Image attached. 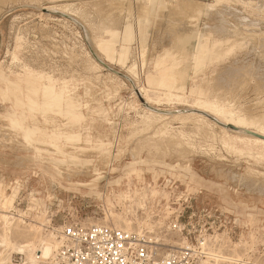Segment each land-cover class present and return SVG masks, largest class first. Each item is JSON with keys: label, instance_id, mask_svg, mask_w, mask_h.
Returning <instances> with one entry per match:
<instances>
[{"label": "rangeland", "instance_id": "obj_1", "mask_svg": "<svg viewBox=\"0 0 264 264\" xmlns=\"http://www.w3.org/2000/svg\"><path fill=\"white\" fill-rule=\"evenodd\" d=\"M111 1H0V131L2 134L6 132L5 127L1 126L7 124L16 132L14 142L12 136H8V133H6L8 139L6 141L0 136V185L4 186L3 192L8 204L14 207V210H0V213L6 215L7 234L14 244L17 241H24L31 236L33 237L32 234L28 233L27 227L19 222V219L26 223L34 221L37 224L49 221L46 225L59 228L70 219L81 218L85 222H102L110 226L118 223V225L123 226L122 228L128 229L127 227H130L131 230L152 232L162 238V243L165 241L167 244H174V242L179 241L178 233H174L167 227L174 220L172 218L175 217L172 216L173 213L182 210L184 204H188L192 200V205L206 204L208 207L219 209L225 214L223 219L226 227L222 226L220 229H215L213 233L206 235V237L211 236L206 251L207 257L211 256L213 251H216L222 260L220 264H264V195L256 196L257 192H253V186H251V193H249L250 191L247 192L248 188L238 187V183L235 182L238 180L239 175H243L246 171L244 163L246 157L244 156L239 157L236 161L234 155L231 156V154L223 151L227 159L220 160L214 154H209L206 151L202 152L199 149L198 152L189 153L183 157L175 156L172 160L166 157L165 163L160 165L143 164L140 166L130 163V159L126 155L125 158L127 159L121 161L119 169L115 173L111 174L109 171H105L93 177H91V174H86L87 176L82 174L71 177V180L53 174L50 170L52 166L45 163V157L58 156V154L50 155L46 153L44 150L46 146L57 149L61 145H78L83 143V139H81L83 136L86 137V144L91 148H95L101 137H105L104 143L109 147L113 148L114 145H117L119 139L115 136L116 134L107 131L109 127L107 119L109 122L115 115L116 128L119 125H124V121L119 119L123 111V109H120L121 106H125L124 103L129 102L133 97V84L126 78L128 69L136 63L135 71L140 77V81L143 80L144 83H146L147 74L163 73L165 69L168 60L166 55L170 52L168 46L171 45L170 40L172 38L171 34L167 32L169 26L165 19L167 15L164 14V20L161 19L162 22H159L156 26L154 21L155 12H153L149 17L150 22L147 26L141 27L144 32H140L139 28L135 29V38H133L128 26L124 23H119L115 28L109 27L110 32L102 31L101 25H108L109 20L113 17L116 18L117 16L120 17V14L121 16L125 14L122 10L125 9L123 8L125 1ZM169 1L172 2V0ZM203 1L207 2L209 7L213 6V0ZM223 1L233 6L225 13L227 21L234 24L238 21L233 14H230V11H232L235 15H246L249 20L250 18L256 19L260 21V24L252 28L243 27L244 31L242 29L241 33L236 32L228 37H222V40L216 35L208 34L205 38L208 45L206 52L199 59L200 68L201 70L206 69V72L210 73V77L218 76V73H223L231 65L230 68L248 66L245 69L250 72L257 71L260 68L261 71L259 69L257 73H254L255 80L264 72V0H247L246 4L240 0H236V2L232 0ZM130 2L134 4L136 0H130ZM64 4H72L75 8L84 10L83 13L89 16L93 25L95 24V30H90L94 42L84 40L86 32L81 27L82 25L69 23L65 27L59 20L45 21L39 18V14L51 13V17L62 19L63 16L58 12H47L44 8L50 5ZM259 5H261V8L258 9ZM163 13L168 14V10ZM206 15H208V12L205 11V15H201L196 22L200 28H203V31L206 29L211 30V28L204 26L205 22L208 21ZM180 19H183L185 23L191 21L188 14H184ZM218 19H220V16H215L214 13L211 14L209 25L214 24L213 26H215L219 21ZM75 30H79L82 36L72 35ZM19 32L23 33H21V37H18ZM114 34H120V41L118 35L115 36ZM252 39L263 41L262 46H255ZM96 42L105 49L108 55H115L117 48L121 50L122 46L119 45L122 42L127 43L129 51L126 54V61L123 62L124 67L120 63H112L104 58L100 62L103 65L102 71L99 72V74H105L110 69L111 72L119 74V78L127 86L120 88L117 96L113 95L109 100L102 99L103 105L110 106V108L101 111V119L93 121L91 117L86 122L72 120L76 124H82V128H77L76 134L67 139L62 136L64 130L54 131L48 126L44 113L47 114L48 112L54 116L62 115L63 111L66 110L76 113L75 107L64 106L62 95L63 90L73 87L72 81L76 79L80 85L79 94H82L83 89L81 87L85 84L95 89V91L93 90L94 93L98 92L95 93L97 97L106 94L104 86L101 85L103 88L99 87L95 81L94 83L82 82L81 78L84 74L80 64L71 62L70 57H72V54H69V57L64 52L65 48L69 50L70 46L76 43V50L80 51V47L84 46L83 48L90 53L97 54V45H94ZM196 49V38L188 37L184 40L183 45L171 50L176 62L190 69L184 82V92L191 96L196 95L200 81L198 77H195L194 69L192 70V60ZM158 53L165 62L159 68L151 62ZM14 56L18 58L16 63H13ZM143 61L148 62V69L143 66ZM168 63L171 64L170 61ZM257 67L259 68L257 69ZM259 72L261 73L259 74ZM192 77H194V80L191 79ZM248 79L249 81H247ZM48 80H53L56 89H60L61 98L56 102L50 101L47 105H44L41 96H39L40 91L31 94L29 88L34 89L35 84L42 81L48 83ZM97 82L102 84L101 80H97ZM246 82L243 85L244 88L240 87L241 91L239 89L236 91L241 99H239V102L242 105L251 106L252 110L255 111L264 110L261 105V108H258L259 105L254 106V108L252 106L264 96V93L256 97L253 91L255 82L249 77ZM14 85L22 87V92L12 93ZM245 88L247 91L243 90ZM202 94L205 95L207 92H202ZM241 94L242 97L245 96L244 99L241 98ZM29 99L34 104L30 103ZM163 106L169 107L170 105L164 103ZM177 106L180 109L183 107V105ZM133 114L131 113V115ZM62 119L66 121L69 116L62 115ZM51 123L56 124L57 117L52 119ZM126 133L127 130L124 129V134ZM216 146L218 149L221 148L220 145ZM78 148L82 150L90 149L87 146ZM126 154L128 153L126 152ZM249 160L252 162V159L249 158ZM260 164L262 166L257 165L255 167L258 171L264 173V162L260 161ZM221 168L224 172L230 171L235 174V178L229 179L224 174H218L217 171ZM252 196L259 198L254 201ZM108 209L115 216L110 215L108 218ZM140 227L141 229H139ZM48 232L49 229L46 226L43 227V235L47 236ZM7 254L6 258L9 262H4V264H21L28 257H31L30 253L22 255L16 254L12 250ZM207 260V258L204 260V264ZM38 264L44 263L38 262Z\"/></svg>", "mask_w": 264, "mask_h": 264}, {"label": "bare ground", "instance_id": "obj_2", "mask_svg": "<svg viewBox=\"0 0 264 264\" xmlns=\"http://www.w3.org/2000/svg\"><path fill=\"white\" fill-rule=\"evenodd\" d=\"M123 1H127L126 3L124 2L123 6L125 9H122L124 10L125 14L122 16L120 14L121 18L114 15L116 18L113 17L110 19V23L108 25L104 24L99 27L102 31L110 32L109 27L115 28L119 23H124L128 26L129 32L132 34L133 38H135V29L139 28L140 32H144L141 30V27L147 26V24L150 22L149 17L153 14V12H155L154 21L156 26H158L159 22H162L161 19L167 15L165 18L169 23L167 32L171 34L172 38L170 40L171 45L168 46L170 52L168 55H166L168 60L166 61L167 64L165 69L163 73L155 72L153 74H147L146 83H144L143 80L140 81V77L135 71L136 63L133 66L130 64L131 67L128 69L126 78L133 84V97L129 102L124 103L125 106H121L120 109H123V111L122 114L120 113L121 116L119 119L124 121V125H119L118 128H116V120L114 119L116 118L115 115L113 117L111 116L112 118L109 120V122L107 119L109 126L107 131L116 134L115 136L119 139V142L116 143L117 145H114L113 148H111L106 143H104L105 137H101L99 138L95 148H91L86 144V137L83 136L81 138L83 139V143H79L78 145H61V149H55L53 147L46 146L44 148L46 153L50 155L58 154L57 157L44 158L45 163L52 166V169H50L52 173L62 176L66 180H71V177L82 174H91V177H93L94 175H99L105 171H109L111 174L115 173L118 171L121 161L123 159H127L125 158L126 155H128L130 163L141 166L143 164L160 165L165 163L166 157H169L172 160L175 158V156L183 157L189 153L198 152L199 149L202 152L206 151L209 154H214L216 158L220 160H225L227 159V156L224 155L223 151H226L227 153L231 154V156L234 155L236 157V161L241 156L246 157L244 162L246 165V171L243 175H239L238 180L235 181L238 183V187H246L248 188L247 192L250 191L249 193H251L250 189L251 186H253V192H257L255 194L256 196H259L260 194L264 195V173L258 171L255 167L257 165H261L260 161L264 162V110L255 111L252 110V107L249 105H242L239 102V95L236 94V91L238 89L240 90V87L244 88L243 85L245 84L246 79L249 77L255 82L253 85V91L256 97H258L257 95H262V93H264V72H262V74L259 72L260 76L256 77L254 80V73H257V71L260 69L259 67H257V69L259 68L257 71H251V73L249 70H246L248 67L247 64V67L240 68L236 66L230 68L232 66L231 63L229 64L231 66H228L229 68L227 70H225V68H223L225 71L221 69L224 71L223 73L220 72L218 73V76L214 75L210 77V73L206 72V69L201 70L199 62V59L203 57L202 55L205 54L206 48L208 46L205 39L208 34H213L214 36L216 35L222 40V37H228L236 32L241 33L243 27L248 26L252 28L256 25H259L260 21L251 18L249 20L246 15H235V13H232V11H230L231 13L228 11V13L233 14L235 16L234 18L238 21L236 24L227 21L225 18V13L232 5L223 0H213L212 7H209L207 2L203 0H172V2L169 0H136L134 4H132L130 0ZM232 1L236 2V0ZM240 1L245 4L247 3V0ZM257 8H261V5H259ZM44 9L47 10V12H58L63 16V18H53L51 17V13L39 14V18L44 19L45 21L59 20L60 23L62 22L61 24L65 27L69 23L73 25H82L81 27L84 28L86 32L84 40L87 39L91 43L94 42V38H92L90 35V30H95V24L93 25V22L90 20L89 16L83 13L84 10L82 11L81 9L75 8V6L72 4L50 5ZM233 9L237 10L236 8ZM166 10H168V14L163 13ZM205 11L208 12V15L205 16L207 17L206 19H208V21L205 22L204 26H206V28L208 27L209 29L211 28L209 31L207 29L203 31V28H200L196 24L197 19L201 15H205ZM213 13L215 16H220V19H218L219 21L215 26H213L214 24H211L212 26H210L209 16ZM184 14H188V17L191 20L189 23H185L183 19H180ZM227 17L229 16L227 15ZM21 33L22 32H19L18 37L23 34ZM45 35L47 36V34ZM72 35L76 37L82 36L79 30H75V33H72ZM117 35L120 41L121 36L120 34ZM188 37L196 38L197 41V49L194 52V58L192 60V70L194 69L195 77H198L200 81L199 85L197 86V93L194 96L187 95L184 92V82L190 69L187 66L176 62L174 58L175 56L171 51L172 49L183 45L184 40ZM252 43L255 46H262L263 41L260 42L258 39H252ZM126 44L127 43L122 42V44L119 45L122 46L121 50L117 48L115 55H108L105 49L97 42L94 44L97 45V54L94 52V54L92 52L90 53L87 49L83 48L84 46L80 47V51L76 50V43L73 46H70L69 50L65 48L64 52L66 56L72 54V57L69 56L70 61L80 64V68L84 74L83 78L80 77L82 82L84 81L85 83H94L95 81L99 87L104 86V92H106V94L104 93V96L97 97L95 93L98 92L96 91L94 93L95 89L86 84L85 86L83 85L81 87L83 89L82 94H79V82L77 79L72 81L73 87L63 90L62 95L64 106L70 108L75 107L76 113L67 110L63 111L62 115L69 116V119L66 121L62 119V115L54 116L48 112L47 114L44 113L48 126H50L54 131H67H62L63 133H61L64 138L68 139L72 138V136L76 134L75 131L77 128H82V124H76L72 120L86 122L91 117L93 118V121H97L99 118L101 119V111L110 108V106L107 107L103 105L102 99L106 98L109 100L113 95L117 96L119 94V89L127 86V84H125L124 81L119 78V74L111 72L110 69H108L109 71H107L105 74H99L103 68V65L100 62L104 60V58H107L110 62L120 63L124 67L123 62L126 58L127 52L129 51V46ZM161 57L162 56L160 53H158L151 61L153 62L152 64L156 65L158 68L160 65H164L165 62ZM17 61L18 58L14 56L13 63H16ZM168 61H170L171 64H169ZM142 63L143 66L148 69V62L143 61ZM191 79L194 80V77ZM97 80H101L102 84H99ZM247 81H249V79ZM34 87V89L29 88V92L34 94L40 91L39 96H41L44 105H47L50 101L56 102V100L61 98L59 92L60 89H56L53 80H48V83H44L42 81L39 84H35ZM246 88L243 90H246ZM21 90L22 87L19 85H14L11 92L16 93L20 92ZM201 90L202 92H207V94L203 95ZM244 97H242L241 94V98L244 99ZM28 101L33 103L31 99ZM164 103L169 104L170 106H163ZM177 105H183V107L180 109ZM257 105H259L258 108H261V106L262 108L264 107V96L252 106L254 108V106ZM86 111L89 112L87 113ZM131 113L134 114L131 115ZM55 117H57V123H51L52 119ZM1 127H5L4 129L6 131L3 134L0 131V136L2 139L4 141L8 140L6 137V133H8V136H12L14 142L16 140L15 130L11 129L7 124ZM124 129L127 130L126 134H124ZM216 145H220L221 148L218 149ZM80 146H87L90 149L82 150L81 148H78ZM126 152L128 154H126ZM249 158L252 159V162L249 160ZM217 173L224 174L229 177V179L235 178V174L231 173L230 171L224 172L222 168L219 169ZM3 189L4 186L0 185V210H14V207L11 204H8V200L5 199L6 196H4ZM256 196L255 198L252 196L254 201L259 198ZM107 211L108 218L110 215L115 216L111 210L108 209ZM19 220L21 224L27 227L28 233L32 234L33 237L31 236L24 241H17L16 244H14L7 234L8 225L6 221V215L0 213V264L9 262V260L6 258V254L11 250L16 254L19 253L22 255H27V253H30L31 257H28L21 264H38V262H43L44 264H55V259L57 256L56 253L61 244V230L63 229L64 224L59 226V228H55L51 225H46L49 223V221L40 222L37 224L34 221L26 223L21 219ZM86 222L94 223L88 221ZM45 226L49 229V234L47 236H44L42 233V229ZM111 227L119 230L123 229L125 231L138 233L142 236L146 235L153 244L167 243L165 241L162 243V238L156 236L152 232H146L144 230H131L129 229L130 227H127L128 229L122 228L123 226L118 225V223ZM167 228L174 233H178L176 230H173L171 224L168 225ZM139 229H141V227ZM210 239L211 236H207L205 238V242H203V245L201 246V250L205 254L207 248L209 247L208 242ZM177 243L178 242H174V244ZM206 258L208 259L206 264H220L222 261L219 257V253L216 251H213V254L208 257L206 254Z\"/></svg>", "mask_w": 264, "mask_h": 264}, {"label": "built area", "instance_id": "obj_3", "mask_svg": "<svg viewBox=\"0 0 264 264\" xmlns=\"http://www.w3.org/2000/svg\"><path fill=\"white\" fill-rule=\"evenodd\" d=\"M172 216L177 244H153L146 235L70 219L61 230L55 264H203L201 246L207 234L226 227L225 214L190 200Z\"/></svg>", "mask_w": 264, "mask_h": 264}, {"label": "water", "instance_id": "obj_4", "mask_svg": "<svg viewBox=\"0 0 264 264\" xmlns=\"http://www.w3.org/2000/svg\"><path fill=\"white\" fill-rule=\"evenodd\" d=\"M255 134V133H254ZM255 135H257V134H255ZM259 136V135H258Z\"/></svg>", "mask_w": 264, "mask_h": 264}]
</instances>
